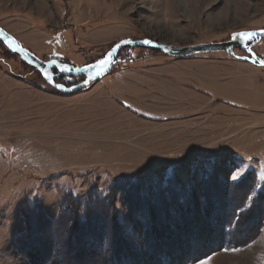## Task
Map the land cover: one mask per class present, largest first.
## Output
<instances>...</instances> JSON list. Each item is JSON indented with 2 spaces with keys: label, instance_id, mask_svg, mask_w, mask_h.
<instances>
[{
  "label": "rangeland",
  "instance_id": "1",
  "mask_svg": "<svg viewBox=\"0 0 264 264\" xmlns=\"http://www.w3.org/2000/svg\"><path fill=\"white\" fill-rule=\"evenodd\" d=\"M0 27L20 46L43 60L56 57L61 62L80 66L102 57L114 42L123 38H148L187 46L225 41L236 31L264 28V0H0ZM1 44L0 84L25 86L31 96L22 100L25 109L22 115L32 116L35 120L24 129L23 124H19L18 132L13 135L5 132V126H0V264H29L15 251L16 237L25 228L20 208L27 200L38 199L45 215L53 218L58 214L59 202L66 192H72L84 202L90 187L105 191L115 178L132 172L134 174L128 176L161 171L187 184L192 169L199 168L200 161L206 159L185 161L186 156H167L176 157V164L181 166L161 163L146 172L158 158L149 157L152 145L158 143L150 137L146 136L145 140L132 134L145 132V125L129 123L118 102L110 104L108 98L96 94V97L92 94L93 99L87 91L95 81L72 93L54 92L37 70L24 63L2 41ZM125 47L123 52L116 54L117 63L111 73L128 62L147 56L186 58L169 57L156 48ZM252 49L264 58V37ZM223 53L247 55L243 49L235 48L232 55L210 51L188 57ZM47 94L49 98H45ZM43 117L52 123H41ZM105 119L108 123H96L105 122ZM180 122L173 121L171 126L181 129ZM226 129L224 138L228 140L235 135V130H229V126ZM79 137L90 138L93 146L79 149ZM10 145H14V149ZM138 146L146 147L145 151L141 148L131 150ZM13 150L18 153L16 156H13ZM137 152L139 154L135 155ZM162 158L166 160V156ZM238 167L245 172L254 169L259 185L264 181V153L246 157ZM231 174L220 170L222 179L236 181L231 179ZM123 198L122 192L116 194L118 219L126 222L125 228L129 226V230H134ZM41 232L42 237L50 239L53 236L50 231ZM71 260L73 262L74 258ZM201 262L263 264L264 223L256 238L246 246L221 249L192 264Z\"/></svg>",
  "mask_w": 264,
  "mask_h": 264
},
{
  "label": "trees",
  "instance_id": "2",
  "mask_svg": "<svg viewBox=\"0 0 264 264\" xmlns=\"http://www.w3.org/2000/svg\"><path fill=\"white\" fill-rule=\"evenodd\" d=\"M243 159L226 154L202 160L187 184L153 171L115 178L105 191L92 186L84 202L66 192L53 218L38 199L27 200L15 251L29 264H192L218 250L246 246L263 227L264 181L259 185L254 169L236 181L220 176V170L230 175ZM119 192L134 230L118 219ZM43 230L52 238L42 237Z\"/></svg>",
  "mask_w": 264,
  "mask_h": 264
},
{
  "label": "crops",
  "instance_id": "3",
  "mask_svg": "<svg viewBox=\"0 0 264 264\" xmlns=\"http://www.w3.org/2000/svg\"><path fill=\"white\" fill-rule=\"evenodd\" d=\"M223 54L174 59L143 57L128 62L117 72L111 73L112 68L96 79L87 93L93 99L95 94L108 98L110 104L118 102L129 123L145 125V132L132 134L158 143L152 145L149 154L150 158H158L146 172L161 163L181 166L176 164V157L167 156H186L185 161H197L228 153L244 159L264 153V66ZM29 96L31 93L23 85L0 84V126H5L6 133L18 132L19 124L24 129L34 122L32 116L22 115V100ZM45 98H49L48 94ZM177 117L185 119L172 120ZM40 120L43 124L52 123L46 117ZM105 120L96 123H108ZM173 121H181V129L172 127ZM228 126L235 135L225 140ZM88 140L79 137L77 147L91 148L93 141ZM57 147L61 150L60 144ZM141 149L145 151L146 147ZM12 154L18 153L13 150ZM163 156L166 160H162ZM131 174L134 173L121 176Z\"/></svg>",
  "mask_w": 264,
  "mask_h": 264
},
{
  "label": "water",
  "instance_id": "4",
  "mask_svg": "<svg viewBox=\"0 0 264 264\" xmlns=\"http://www.w3.org/2000/svg\"><path fill=\"white\" fill-rule=\"evenodd\" d=\"M0 30H2L3 33V35H0V40L8 47V40L6 39V37L11 38L12 40H14V38L2 27H0ZM249 33L253 34L250 38L246 35ZM263 37H264V28L242 30L232 33L230 35V38L225 41L197 43L183 47L182 46L178 47L164 42H158L156 40L148 39V38H139V39L123 38L113 43V45L108 49V51L105 52V54L99 60L80 66H74L66 62L65 63L61 62L57 58L43 60L37 57L31 51L20 46L16 40L14 41L16 42V45L19 46V48L16 51H13L12 49L11 50L17 53L24 62L33 66L41 74V76L48 83L49 86L55 88L56 90L62 93H71L73 91L88 86L96 79L105 75L108 71V68L111 67L112 64H114L117 61L115 60L117 51L125 46H129L130 49L133 47H144V46L159 47L166 54L170 56H178V57L187 56L192 53L195 54L198 52H209V51H223L232 55L233 50L235 48H241L246 52L247 55H249V56L243 55L242 57L244 59L262 65L260 61H264V59L262 57H259L253 51L252 48ZM110 52L112 53V55L109 58L108 54ZM106 58L110 59V63L105 67L103 71H101V67L99 66L95 67L94 69L89 67L93 65H98V62ZM61 65L67 66L68 68L71 69V71H61L60 70ZM53 69H56L57 72H53ZM45 72H47V74L51 77V79L45 78V74H44ZM59 76H74V77L82 76L84 78L77 83L71 85H65L64 83L57 82L55 80ZM56 85H60V87H57Z\"/></svg>",
  "mask_w": 264,
  "mask_h": 264
},
{
  "label": "snow or ice",
  "instance_id": "5",
  "mask_svg": "<svg viewBox=\"0 0 264 264\" xmlns=\"http://www.w3.org/2000/svg\"><path fill=\"white\" fill-rule=\"evenodd\" d=\"M0 35H3L2 30H0ZM246 35L250 38L253 34L249 33ZM6 39L8 40V47L10 49H12L13 51H16L19 48V46L16 45V42L14 40H12L9 37H6ZM21 51H22V49H21ZM111 55H112V53L110 52L108 54V57L110 58ZM109 63H110V59L106 58V59L98 62V65H93V66H89V67L94 69L95 67L99 66V67H101V71H103ZM260 63L262 65H264V61H260ZM60 70L61 71H71L70 68H68L67 66H63V65L60 66ZM44 74H45L46 79H51V77L47 74V72H45ZM97 74H99V73H97ZM90 79H91V77H90ZM56 86L60 87V85H56ZM244 173H245V170L241 167H238L234 172H232L231 179L232 180H239L243 177ZM201 264H206V262H201Z\"/></svg>",
  "mask_w": 264,
  "mask_h": 264
},
{
  "label": "flooded vegetation",
  "instance_id": "6",
  "mask_svg": "<svg viewBox=\"0 0 264 264\" xmlns=\"http://www.w3.org/2000/svg\"><path fill=\"white\" fill-rule=\"evenodd\" d=\"M50 58H53V57H50ZM53 72H57V70L53 69ZM55 80L59 81L61 83L73 84V83L80 81L81 78L80 77H74V76H59Z\"/></svg>",
  "mask_w": 264,
  "mask_h": 264
},
{
  "label": "bare ground",
  "instance_id": "7",
  "mask_svg": "<svg viewBox=\"0 0 264 264\" xmlns=\"http://www.w3.org/2000/svg\"><path fill=\"white\" fill-rule=\"evenodd\" d=\"M1 41V40H0ZM115 43V42H114ZM169 44V43H168ZM113 45V44H112ZM172 45V44H171ZM175 46H177V45H175ZM144 47H146V46H144ZM178 47H181V46H179L178 45ZM183 47V46H182ZM148 48H156V49H159L162 53H164L166 56H169V57H178V56H170V55H168V54H166L165 52H163L159 47H148ZM210 52V51H209ZM223 52V51H222ZM117 53H118V51H117ZM116 53V54H117ZM198 53H202V52H198ZM105 54V53H104ZM195 54H197V53H195ZM192 55H194L193 53L192 54H190V55H187V56H180V57H188V56H192ZM235 56V55H234ZM247 56H249V55H247ZM101 58V57H100ZM100 58H98L97 60H99ZM240 58H242V59H244L242 56L240 57ZM116 59V58H115ZM264 59V58H263ZM97 60H95V61H97ZM117 63V61L114 63V64H116ZM114 64H112V66L111 67H109L108 68V70H110L112 67H113V65ZM261 66H264V65H261ZM104 76V75H103ZM74 84V83H73ZM90 85V84H89ZM77 91V90H76ZM74 92V91H73ZM72 93V92H71Z\"/></svg>",
  "mask_w": 264,
  "mask_h": 264
}]
</instances>
